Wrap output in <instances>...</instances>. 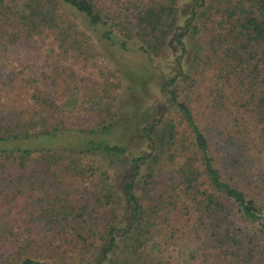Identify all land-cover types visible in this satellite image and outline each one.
<instances>
[{"label": "trees", "instance_id": "16d2710c", "mask_svg": "<svg viewBox=\"0 0 264 264\" xmlns=\"http://www.w3.org/2000/svg\"><path fill=\"white\" fill-rule=\"evenodd\" d=\"M180 7L0 0V264H264V0H190L184 24ZM85 31L149 58L197 39L189 69L177 62L179 72L163 83L178 121L159 114L141 128L148 152L132 160L118 191L79 186L95 173L90 156L112 164L128 154L92 138L113 124L86 135L61 126L56 72L90 47ZM46 47L51 79L42 66L27 75L3 65L27 51L38 65ZM207 76L211 96L199 114L180 100L181 85L190 80L193 94Z\"/></svg>", "mask_w": 264, "mask_h": 264}, {"label": "rangeland", "instance_id": "374dc122", "mask_svg": "<svg viewBox=\"0 0 264 264\" xmlns=\"http://www.w3.org/2000/svg\"><path fill=\"white\" fill-rule=\"evenodd\" d=\"M230 1L235 3L239 0ZM189 8L190 0H181V24H184L183 17L189 14ZM75 19L80 24L84 23L79 16ZM83 28L86 29V26ZM85 32L90 47L70 54L69 60L61 61L64 70L56 72L59 73V84L64 88V92L57 98L59 114H62L61 126L66 130L81 131L86 135L90 129L113 124L108 133L97 132L92 138L98 142L121 145L128 150V154L113 159L112 164L109 163L110 159L90 156L89 162L85 161V164L94 166L95 173L93 175L88 171L85 177L80 179L79 186L85 192H92L95 184L97 192H107L112 186L118 191L131 178L132 160L148 152V144L142 139L141 128L155 120L159 114H169L178 121L179 113L171 103L169 93L163 89V83L179 72L177 62L184 71L189 69L193 59V45L197 39L189 40L185 37L183 52L176 46L167 54L149 58L135 48L124 51L118 46H112L109 42L101 40L97 32ZM27 52L26 57H10L3 65L7 63V69L14 73L24 69L27 75H39L43 70L51 79L54 61L48 48L39 53L41 62L38 65H33L34 52ZM200 57L204 59L203 56ZM201 63L202 61L199 64ZM41 66L43 68L40 70ZM65 72H68V80L65 78ZM198 79L201 81L200 88L193 94L189 93L190 80L181 85L180 100L198 106V109L194 108V112L203 114L206 112L203 107L207 104V96H211L212 82L209 76ZM28 80L31 83L33 79ZM38 80L43 85L50 81L44 77ZM66 134L71 133L68 131ZM71 145L79 147L80 143L74 142ZM101 172L107 174L99 175Z\"/></svg>", "mask_w": 264, "mask_h": 264}]
</instances>
